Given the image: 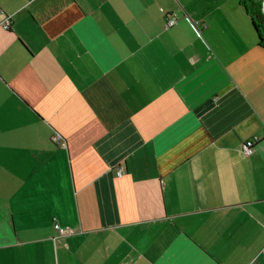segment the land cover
Here are the masks:
<instances>
[{"label": "crops", "instance_id": "crops-1", "mask_svg": "<svg viewBox=\"0 0 264 264\" xmlns=\"http://www.w3.org/2000/svg\"><path fill=\"white\" fill-rule=\"evenodd\" d=\"M0 264H264L239 0H0Z\"/></svg>", "mask_w": 264, "mask_h": 264}, {"label": "built area", "instance_id": "built-area-1", "mask_svg": "<svg viewBox=\"0 0 264 264\" xmlns=\"http://www.w3.org/2000/svg\"><path fill=\"white\" fill-rule=\"evenodd\" d=\"M166 26L168 28L170 27H173L175 24H176V19L172 16H169L166 18ZM10 20L9 18L5 19L1 25H2V28L4 30H8L10 28ZM52 141L54 144L56 145H59L63 148H65V144L64 142L62 141L61 137L57 134H55V136H53L52 138ZM241 152L246 155V156H249L252 154L253 152V144L252 143H245V144H242L241 145ZM115 175L116 177H122L124 175V168L122 166H118L116 169H115ZM54 230L56 231L57 233V236H73L76 231L69 228V227H61L59 226L57 223L54 224Z\"/></svg>", "mask_w": 264, "mask_h": 264}, {"label": "trees", "instance_id": "trees-1", "mask_svg": "<svg viewBox=\"0 0 264 264\" xmlns=\"http://www.w3.org/2000/svg\"><path fill=\"white\" fill-rule=\"evenodd\" d=\"M240 7L247 15L258 45L264 48V16L261 12L262 0H239Z\"/></svg>", "mask_w": 264, "mask_h": 264}, {"label": "water", "instance_id": "water-1", "mask_svg": "<svg viewBox=\"0 0 264 264\" xmlns=\"http://www.w3.org/2000/svg\"><path fill=\"white\" fill-rule=\"evenodd\" d=\"M262 11H263V14H264V0L262 2Z\"/></svg>", "mask_w": 264, "mask_h": 264}, {"label": "rangeland", "instance_id": "rangeland-1", "mask_svg": "<svg viewBox=\"0 0 264 264\" xmlns=\"http://www.w3.org/2000/svg\"><path fill=\"white\" fill-rule=\"evenodd\" d=\"M262 2H263V0H262ZM261 12H262V15L264 16L263 11H262V7H261Z\"/></svg>", "mask_w": 264, "mask_h": 264}]
</instances>
